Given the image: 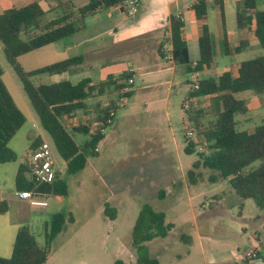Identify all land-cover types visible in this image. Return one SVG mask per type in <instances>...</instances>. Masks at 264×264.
Returning a JSON list of instances; mask_svg holds the SVG:
<instances>
[{
	"label": "rangeland",
	"instance_id": "1",
	"mask_svg": "<svg viewBox=\"0 0 264 264\" xmlns=\"http://www.w3.org/2000/svg\"><path fill=\"white\" fill-rule=\"evenodd\" d=\"M35 1L41 3L46 11L43 0ZM58 1L61 7L54 12H46L41 19L42 24L66 13H76V9L88 2ZM150 1L139 0L136 11L147 8ZM195 1H177L171 4V8L173 11L188 10L189 4ZM241 2L224 1V24L232 38L236 35L235 12ZM11 7L10 0H0V13ZM256 10H264V0H257ZM208 14L214 58L213 64L198 77L194 73L184 72V66L177 64L172 84H167L173 62L161 60L157 55L156 45L163 37L162 30L147 39L129 33L128 27L135 19L134 15L125 17L126 21L116 26V32L110 36L108 31L114 27L115 16H119L118 8H110L107 12L101 11L87 18L80 25L77 40L83 42L90 39L85 47H94L95 51L88 53V59L76 75L62 73L31 78L34 85L61 81L76 84L87 76L100 81L123 70L136 72L131 93L122 98V103L117 93L109 97L90 98L85 101L87 113L65 119V126L73 140L82 146L89 135L74 133L71 129L77 125L86 126L90 131L94 129V102L100 101L102 107L106 108L110 106V98L115 105V116L104 129V138L97 145L95 154L92 151L85 153L86 165L83 170L68 174L64 161L54 153V168L66 182V196L58 201L54 196H49L45 199L47 207L25 208L23 212H18V204L10 206L4 202L7 216L15 219L21 227H28L38 242L48 247L49 256L44 264H137L131 230L144 205L163 213L165 225H171L164 238H155L145 244L149 257L155 258L159 264H244L245 259H250L245 257L250 249L264 256V209L257 207L252 199L242 200L226 180L210 182L211 171L203 167L194 170L200 174L196 184H190L187 178L188 171L197 161L196 152L203 149V144H199L200 138L194 136L197 151L191 154L185 152V132L194 131L188 122L187 111L193 114L201 111L202 122L206 126L214 121L208 99L197 98L188 109L184 107L189 88L200 79L216 77L224 65H235L264 56V49L254 40L255 46L251 50L225 57L219 9L211 8ZM84 25L85 29H82ZM166 51L169 54L170 49L167 47ZM34 53L26 56H33ZM23 58L21 62L24 64ZM0 66L3 70L2 80L16 105L27 120L28 115H32L34 120V128L26 120L8 147L18 156L26 149L33 135L52 146L21 82L4 58L1 43ZM151 66H155V69ZM163 71L166 74L160 79L162 83L152 82L151 75H161ZM235 97L245 100L249 106L256 98L248 91ZM260 100L258 108L250 107L246 115L235 117L239 119V130L252 131L264 125V96ZM55 214H63L66 221L61 232L47 241L46 231H49L51 218ZM17 230L13 232L0 223V257H10Z\"/></svg>",
	"mask_w": 264,
	"mask_h": 264
},
{
	"label": "trees",
	"instance_id": "2",
	"mask_svg": "<svg viewBox=\"0 0 264 264\" xmlns=\"http://www.w3.org/2000/svg\"><path fill=\"white\" fill-rule=\"evenodd\" d=\"M127 1L88 0L86 5L78 8L77 13H66L44 24L41 19L46 12L37 1L19 8L11 7L0 13V43L4 58L21 82L42 129L51 139L53 152L64 161L68 174H76L85 168L87 151L95 154L97 145L104 138V129L112 122L110 112H115V105L113 101L106 108L101 103L98 104L99 110L92 131L83 125L71 129L74 133L83 132L89 135L88 141L82 146L73 140L65 126V119L87 113L88 106L85 101L90 98L118 93L127 84L129 72L126 70L109 75L94 83L85 78L77 84L61 81L34 85L31 78L66 73L73 67L80 66L83 57H71L31 72H26L18 60L23 55L75 34L88 17L100 10L118 7L121 12L126 11ZM223 2L224 0H213L212 3L197 0L191 8L201 27L198 57L194 65L189 59L187 44L181 37L183 21L180 17H171L168 37L171 60L184 66L186 73H200L213 62V37L207 27L206 17L210 7H217L222 19ZM256 6L257 0H242L235 13V21L239 32L252 31L259 46L264 49V10H256ZM243 44L244 41L233 48L224 36V54L232 56L240 53ZM158 55L160 58L165 56L163 45H160ZM2 76L3 70L0 66V165L16 161L17 156L9 149L8 144L25 122V116L8 92ZM197 83L198 88L190 87L188 94L193 99L209 97V111L214 121L206 126L202 122L201 111L196 114L187 111L194 136L200 138L199 144H203V149L197 151L195 148L198 144L184 138L185 152L191 154L197 151V161L187 173L189 183H197L200 174L194 170L203 167L211 171L210 182L226 180L242 200L252 199L257 207L264 209V125L252 131H242L235 119L237 115L248 112L246 101L236 98L237 94L248 91L259 99L264 96V57L239 63L235 76L225 72L218 77L200 79ZM41 142L40 138H36L23 156L16 175V190L32 191L43 199L49 196H66V182L57 171L55 181L48 185L37 186L27 177L30 171L29 154ZM6 209L5 203H0V212H5ZM65 221L63 214L52 216L49 231H46L47 241L61 232ZM170 229L171 225H165L163 213L153 211L148 205L142 207L131 230L137 264H159L155 258L149 257L145 244L155 238H164ZM48 256V247L40 244L30 229L23 226L16 232L10 257H0V264H44ZM244 264H264V256L257 253L254 258L245 259Z\"/></svg>",
	"mask_w": 264,
	"mask_h": 264
},
{
	"label": "crops",
	"instance_id": "3",
	"mask_svg": "<svg viewBox=\"0 0 264 264\" xmlns=\"http://www.w3.org/2000/svg\"><path fill=\"white\" fill-rule=\"evenodd\" d=\"M32 1H35V0H10L12 7H16V8L25 6ZM43 1L47 6L46 11L42 7L41 3L38 2V4L40 5V7L45 12H54L55 9H58L61 7V3L58 0H43ZM177 1H181V0H173L171 2L169 0H151L149 5L147 6V8L135 11V13L133 14V16L135 15L134 16L135 19L133 22L130 23L131 28L128 27V29H130L129 33L133 32L136 36L142 37L143 39H147L149 37H153L154 35H156V33L158 31L162 30L163 37L156 45L157 55H158V49H159L160 45H163V52H164L165 56L163 58H160L158 55V57L161 60L165 59L166 61L173 62L171 60V58L168 59V57L171 56V54H170V51H169V54H167L168 52L166 51V49L168 47L171 50V46L168 42L170 19L172 16H174V17L179 16L183 21V27L181 29V37L187 44L189 59L194 65L195 62L197 61V57H198V38L201 34V27H200L199 23L195 20L194 15H193V11L191 10V8L197 2V0L195 2H192L189 4L188 10L179 9L177 11H173L171 8V4H173L174 2H177ZM49 3H51V4L49 5ZM138 5H139V0H138ZM138 5H137V7H138ZM161 5H163V7H160ZM223 5H224V2H223ZM157 6H158V8H157ZM113 8H118V7H113ZM211 8H215V7H210L209 9H211ZM77 10L78 9H76V13H77ZM107 10L108 9L100 10L96 14H98L101 11L107 12ZM118 11H119V16H118L119 18L117 16H115L114 27L112 29H109V31H108V34L110 36H113L114 33L116 32V30H117L116 26H121L126 21L127 18H125V17H130V16L125 15L126 11L121 12L119 10V8H118ZM219 12H220V10H219ZM222 12H223V6H222ZM96 14H94V15H96ZM94 15H92V16H94ZM138 15L140 16L139 18H137ZM208 15L209 14L207 12V17H206L207 18V20H206L207 27H208V19H209ZM219 19H220L219 25L221 27L220 34H221L222 41H223V38L225 36L228 44L233 48L238 47L240 45V43L242 41H244L243 48H242V51L240 53L234 54L232 56H226L224 54V50H223V55L225 57H233L235 55H239V54L243 53L244 51L251 50L252 47L255 46V43L253 41L254 40L257 41V40L254 37L252 31L246 30L244 32H239L237 29V26H236V21H235V33H236V35H235V37L232 38V36L230 34H228V32L226 31L225 24H224V14H223V18L221 19V15H220ZM82 29H85V25L82 27ZM208 29H209V27H208ZM80 31H81V29H79L75 34H73L67 38H64V39L57 41L53 44L47 45V46H45L39 50L32 51V52H35L33 54V56H30V55L26 56L27 54L21 56L18 60L19 64L21 65V67L26 72L35 71L37 69H40V67L43 68L44 66L51 65L53 63L60 62V61H63L65 59H68L71 57H76V56H82L83 57V62H82V64H83L85 62V60L88 59V57H89L88 53L94 52L95 48L94 47H85V44L87 42H90V39L89 40L85 39V41H83V42H79L77 40V37L79 36ZM230 38H231V40H230ZM257 43H258V41H257ZM81 47H83V48H81ZM24 56H26V58H23ZM260 57H262V56H260ZM22 58L24 59V64L21 62ZM239 63H241V62H238L235 65H224L223 67H221L219 69L220 70L219 74L216 77L220 76L221 74H223L225 72H229V73H231V75L235 76ZM212 64H213V62L211 63V65ZM25 65L27 67H25ZM81 65L78 67H73L70 71H68L66 73H68L70 75H76L78 73V71H80ZM176 65L177 64L175 62H173V64L169 68L170 76L166 82L167 84H172L173 74L175 73L176 68H177ZM209 67H207L205 69H208ZM151 68L155 69V66H151ZM130 70H132V69L127 70V72H129ZM123 71H126V70H123ZM123 71H120V72H117V73H114L111 75H116V74H119ZM184 72H185V67H184ZM134 74H135V77H134V79H135L136 78V72L135 71H134ZM165 74H166L165 71H163V73L161 75L158 73H155V74L151 75L150 79L152 80V82L155 81V82H157V84L160 85L162 83V81H160V79H162V76ZM194 74L197 77L199 75V73H194ZM86 78H89L93 83L97 82L88 76ZM100 81H102V80H100ZM103 96L109 97L110 95H103ZM186 97H190L188 92H187ZM204 99H208V101H209V97H204L202 100H204ZM108 100H109L108 103H110L111 99L109 98ZM260 102H261V100L257 97L251 102V104H252L251 106H249L248 103L246 102L248 111H250V107H252V109L258 108ZM99 103L102 104V102H100V101H96L92 104V106H93L92 107L93 108L92 116H94V117H96L97 112L99 110V108H98ZM261 105H263V104H261ZM240 116H244V115H240ZM26 120H27V118H25V122H26ZM238 120L239 119H236V121L238 122V128H239L240 124H239ZM248 120H249V118H248ZM27 121L30 123V127L34 128V123H33L34 120H33L32 115H28ZM35 139H36V136L33 135L31 137L28 145L26 146V149L22 153H20V155L17 156L16 161L0 165V203L1 202H5L6 204L9 203L10 206L18 204V205H16V208H18V212H21V210L23 212V210H25V208H27L28 210L32 208V206H30V204L27 201L20 200V199L16 198L14 196V192L16 190V175H17L18 168L20 167V165L23 162L22 158L25 155V151L29 149L30 144ZM10 149L13 151L12 148H10ZM60 198L61 197L56 196L55 201L60 200ZM35 208H37V207H35ZM7 214H8V210L6 209L5 212H0V217H3L5 215L7 216ZM0 223H2L5 227H7L9 229L11 228V230H13V232H14V230L16 231L17 229H19L21 227V225H19L18 222L15 221V219L10 218V216H7V218L0 219ZM0 256H2V255L0 254Z\"/></svg>",
	"mask_w": 264,
	"mask_h": 264
},
{
	"label": "built area",
	"instance_id": "4",
	"mask_svg": "<svg viewBox=\"0 0 264 264\" xmlns=\"http://www.w3.org/2000/svg\"><path fill=\"white\" fill-rule=\"evenodd\" d=\"M207 1L209 3L213 2V0H207ZM137 4H138V0H128L126 2V15L127 16H133V14L136 11ZM170 58L171 56L168 57V59ZM129 75L130 76L127 80V84L122 89H120V91L117 93L119 94V99H120L119 102H121L122 98H125L127 94H129V92L131 91V86L134 83V77H135L134 71L130 70ZM192 87L193 89H197L198 83H194ZM193 101H194L193 98L186 97L184 107L188 109L189 105L192 104ZM114 116H115V113L113 110L110 112V117L112 118ZM109 122L110 121H107V123ZM185 137L193 141L194 134L192 130L186 131ZM29 166H30V171L28 172L27 177L29 180L34 182L37 186L52 184L55 181L56 170L54 168V152H53L51 145L48 142L42 141L41 143L37 145L36 149L33 152H30ZM14 196L20 200L27 201L32 207H46L47 206L45 199H43L37 193H34L32 191L15 190ZM255 256H256V251L253 249H250L249 251L245 253V257L247 258H254Z\"/></svg>",
	"mask_w": 264,
	"mask_h": 264
}]
</instances>
